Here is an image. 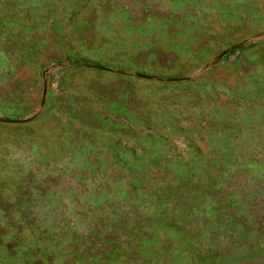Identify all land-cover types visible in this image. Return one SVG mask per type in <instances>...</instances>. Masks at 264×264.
Instances as JSON below:
<instances>
[{
  "label": "rangeland",
  "instance_id": "rangeland-1",
  "mask_svg": "<svg viewBox=\"0 0 264 264\" xmlns=\"http://www.w3.org/2000/svg\"><path fill=\"white\" fill-rule=\"evenodd\" d=\"M0 264H264V0H0Z\"/></svg>",
  "mask_w": 264,
  "mask_h": 264
},
{
  "label": "water",
  "instance_id": "water-1",
  "mask_svg": "<svg viewBox=\"0 0 264 264\" xmlns=\"http://www.w3.org/2000/svg\"><path fill=\"white\" fill-rule=\"evenodd\" d=\"M8 122H19V121H22L20 119H11V118H8L6 119Z\"/></svg>",
  "mask_w": 264,
  "mask_h": 264
}]
</instances>
